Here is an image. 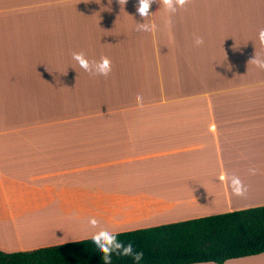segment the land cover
Here are the masks:
<instances>
[{
  "label": "crops",
  "instance_id": "crops-1",
  "mask_svg": "<svg viewBox=\"0 0 264 264\" xmlns=\"http://www.w3.org/2000/svg\"><path fill=\"white\" fill-rule=\"evenodd\" d=\"M137 7L0 0L1 250L264 205V0Z\"/></svg>",
  "mask_w": 264,
  "mask_h": 264
},
{
  "label": "trees",
  "instance_id": "trees-1",
  "mask_svg": "<svg viewBox=\"0 0 264 264\" xmlns=\"http://www.w3.org/2000/svg\"><path fill=\"white\" fill-rule=\"evenodd\" d=\"M109 234L143 253L140 261L113 254L111 264H222L264 252V205ZM101 255L91 236L29 250L0 249V264H102Z\"/></svg>",
  "mask_w": 264,
  "mask_h": 264
},
{
  "label": "clouds",
  "instance_id": "clouds-1",
  "mask_svg": "<svg viewBox=\"0 0 264 264\" xmlns=\"http://www.w3.org/2000/svg\"><path fill=\"white\" fill-rule=\"evenodd\" d=\"M156 2V0H138V7L136 9L137 13L146 18L150 15V6L152 3ZM118 3L121 5H125L127 0H118ZM161 3L168 13H175L177 7H183L187 0H161ZM138 28L143 31H154L156 29V25L153 24H138ZM259 42L262 46H264V30L259 32ZM197 44L203 43L201 39H197ZM73 59L78 62L79 66L85 71L92 74H100L107 76L111 71L110 61L107 57H102L99 62H89L82 52L73 53ZM251 62L256 64L257 66L264 68V61L259 58L251 59ZM233 190L236 195H242L243 190L240 186V181L238 178H233L232 180ZM90 223H95V218H92ZM92 240L99 250L101 255L102 264H111V258L113 254L119 256H130L134 261H140L143 257L142 252H134L133 245L131 243H123L121 241L116 240V234L111 235L106 231H102L96 235L92 236ZM101 240L104 242L101 243Z\"/></svg>",
  "mask_w": 264,
  "mask_h": 264
},
{
  "label": "rangeland",
  "instance_id": "rangeland-1",
  "mask_svg": "<svg viewBox=\"0 0 264 264\" xmlns=\"http://www.w3.org/2000/svg\"><path fill=\"white\" fill-rule=\"evenodd\" d=\"M250 260L248 261V263L252 262H256L258 264H264V262H261V261H264V256H262L261 258H249Z\"/></svg>",
  "mask_w": 264,
  "mask_h": 264
}]
</instances>
